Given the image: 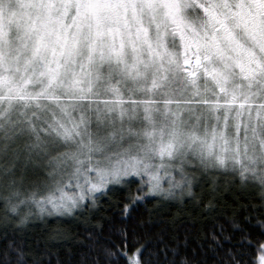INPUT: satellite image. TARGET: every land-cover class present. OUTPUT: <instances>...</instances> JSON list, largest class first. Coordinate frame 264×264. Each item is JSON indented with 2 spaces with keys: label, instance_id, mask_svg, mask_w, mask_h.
I'll use <instances>...</instances> for the list:
<instances>
[{
  "label": "snow or ice",
  "instance_id": "snow-or-ice-1",
  "mask_svg": "<svg viewBox=\"0 0 264 264\" xmlns=\"http://www.w3.org/2000/svg\"><path fill=\"white\" fill-rule=\"evenodd\" d=\"M229 171L258 207L127 227ZM133 184L79 264H264V0H0V264H71L7 233Z\"/></svg>",
  "mask_w": 264,
  "mask_h": 264
},
{
  "label": "trees",
  "instance_id": "trees-1",
  "mask_svg": "<svg viewBox=\"0 0 264 264\" xmlns=\"http://www.w3.org/2000/svg\"><path fill=\"white\" fill-rule=\"evenodd\" d=\"M218 190L214 195L212 187L206 182L201 181L193 186L195 199L191 197H179L175 199H164L159 196L145 197L136 206L133 219L127 225L131 228L138 226L141 222H149V227L155 228L158 224L165 226L175 222L180 228H207L213 222L230 221L232 214L243 210L247 211L250 206L258 207L256 197L252 195L251 189H242L231 172L222 173L213 178ZM200 180V178H198ZM135 186L114 187L107 194L101 196L98 207L95 209H77L74 215L65 216H40L37 214L19 233L9 231L7 237L15 239L17 242L26 245L35 243L52 245L53 259L70 260L71 264H79L81 254L87 251L86 245L90 242L95 244L97 240L103 243L99 237L100 225L104 224L111 217L120 218L122 209L116 208V204H122L135 194ZM100 195V194H99ZM186 201V202H184ZM95 213V218H93ZM212 213V218L206 214ZM0 210V216H2ZM253 224L255 223L256 212L252 211ZM119 227H125L120 224ZM232 229L226 224V233ZM3 232V221H0V233ZM109 235L107 227L104 229V238ZM4 235L0 234V245L4 243ZM262 238L252 230V240ZM239 236L230 243L235 244ZM226 243H229L226 241ZM246 259L253 260L255 253L245 250Z\"/></svg>",
  "mask_w": 264,
  "mask_h": 264
},
{
  "label": "rangeland",
  "instance_id": "rangeland-1",
  "mask_svg": "<svg viewBox=\"0 0 264 264\" xmlns=\"http://www.w3.org/2000/svg\"><path fill=\"white\" fill-rule=\"evenodd\" d=\"M229 172H230V171H229ZM198 178H200V177H197V179H198ZM196 183H197V182L194 181L193 186H194V184H196ZM133 185L135 186L136 189L138 188V185H136V184H133ZM133 185H132V186H133ZM114 187H120V186H110V189H111V188H114ZM98 195H99V194H98ZM151 197H152V196H151Z\"/></svg>",
  "mask_w": 264,
  "mask_h": 264
}]
</instances>
